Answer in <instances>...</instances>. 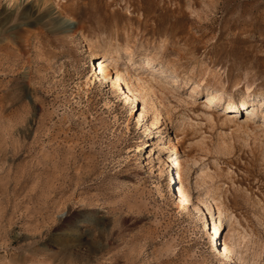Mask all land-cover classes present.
Wrapping results in <instances>:
<instances>
[{
  "label": "rangeland",
  "instance_id": "374dc122",
  "mask_svg": "<svg viewBox=\"0 0 264 264\" xmlns=\"http://www.w3.org/2000/svg\"><path fill=\"white\" fill-rule=\"evenodd\" d=\"M218 209L232 264H264V0H0V264H226Z\"/></svg>",
  "mask_w": 264,
  "mask_h": 264
},
{
  "label": "bare ground",
  "instance_id": "6f19581e",
  "mask_svg": "<svg viewBox=\"0 0 264 264\" xmlns=\"http://www.w3.org/2000/svg\"><path fill=\"white\" fill-rule=\"evenodd\" d=\"M57 25L58 26L62 25L66 34H69L70 29L66 25L65 22H58ZM110 60H113V57H107V56L101 57V56L91 55V62L93 63L94 69H95V72L93 74H96L94 83L106 84V80H107L106 78L109 77V79H111L110 83H111L112 88H114L115 86L117 88H119L122 91L121 95H125L127 102L131 101L133 103L134 107L136 105L137 100H136V97L134 96L132 91H137V93L141 96V99L143 101H145V96H143V95H144V93L148 92V89H146V87L144 86L143 81L141 79H138L137 77H131V79L127 81L125 74L120 73L119 71L109 67ZM132 80L134 81V84H135L134 86L132 85L133 84ZM131 85L133 86V88L135 90H132ZM127 102L125 104H127ZM210 102H211V100H210ZM222 103L223 104L225 103L228 108H231V109L233 108V110L238 109V108H239V110L244 109V108L247 109L249 107V104L247 103L246 100H243V102H240L239 104L234 103L232 98H229V99L225 100L224 102L223 101L217 102V104H222ZM252 104H254V103H252ZM143 110L144 111H142L139 114V119H141V120H144L145 115L148 114L147 108H144ZM133 112H135V111H133ZM133 112L131 114H133ZM136 113H138V111ZM165 120L166 119H165L164 113L158 107L155 110L152 125H155L156 129H162L163 127H165L166 128L165 130H167L168 125L166 124ZM148 136H151V135H148ZM167 144H168V147H166L165 149L171 150L168 158L165 159V160H167V162L165 164V167L168 171L167 177L172 175L173 178H175V175L177 174V177L179 178V182H180V186H181V188L178 190L179 191L178 193H177L176 189H174V192L176 193L174 201H175V204L177 205L179 211L187 212L191 206L192 201H191V197L186 192L185 168H184V166H182V164L178 163L175 160V152H176L175 146H176V144H174L172 142L171 138L168 139ZM198 211H199V213L203 214L202 216L204 217V220H206L204 213L200 210H198ZM217 215L218 216L215 219L216 221H214L213 225H211V222H209V220H206L209 224H206V226L203 227L204 228V234L209 235V237L212 241V248H215L217 250L218 258H220L221 260H224L226 264H232L233 260H234L233 254H232V250H233L232 246H234L236 244L232 245V243L229 240H228V242L225 241L223 243L221 241V243H219V240H220L219 237L221 235V229H222L224 221L222 219L223 214L220 212L219 209H218ZM213 242H214V244H213Z\"/></svg>",
  "mask_w": 264,
  "mask_h": 264
},
{
  "label": "built area",
  "instance_id": "2783aa9c",
  "mask_svg": "<svg viewBox=\"0 0 264 264\" xmlns=\"http://www.w3.org/2000/svg\"><path fill=\"white\" fill-rule=\"evenodd\" d=\"M175 182H176V184L177 185H180V182H179V178L177 177V174L175 175ZM177 188V189H176ZM175 189H176V191H177V193L179 192L178 190L180 189V188H178V187H176Z\"/></svg>",
  "mask_w": 264,
  "mask_h": 264
}]
</instances>
